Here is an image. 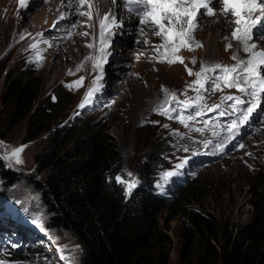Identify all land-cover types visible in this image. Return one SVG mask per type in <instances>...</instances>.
Listing matches in <instances>:
<instances>
[{"label":"rangeland","instance_id":"rangeland-1","mask_svg":"<svg viewBox=\"0 0 264 264\" xmlns=\"http://www.w3.org/2000/svg\"><path fill=\"white\" fill-rule=\"evenodd\" d=\"M46 20L48 15L39 0L18 19H15L13 14V2L0 0L2 76L16 61L29 65V68L36 72L41 80V93L38 98L39 106L35 102V107L38 106L39 111L46 114L42 121L43 126L53 131L60 127H73L81 119L82 114L78 112H84V109H81L80 105L95 79L92 64L84 57L80 42L62 47L37 44L35 38L47 25L48 22L44 24ZM216 30H212L206 37L208 52L206 49H198L180 53L184 57V65L177 63L169 66L149 60L138 62L132 77L123 82H116V86L110 89L114 92L110 98L112 103L88 115L92 119L89 121L91 126L97 123L105 124L115 141L125 178H128L127 172H131L132 177L128 179L136 180L137 185L140 183L137 165L145 157L148 144L154 140L165 146L166 172L178 173L167 182L163 179L164 173L159 174L156 181L164 186H176L179 178L187 181L182 185L187 188L180 195H184L188 189H195L191 196H187L185 208L180 209V213L172 215L176 212L174 209L167 214L172 215L168 222V264L179 262L180 249L188 235L185 224L191 225V214L207 219L211 216L218 227L223 230L228 228L234 234L252 217V197L259 193L264 199V125L248 142L246 149L229 153L215 163L197 164L198 159L193 156L204 149L206 143L209 145L210 135L198 133L190 124L187 123L186 127L178 120H171L154 111L156 105L164 100L162 87L175 92L181 100L195 98L197 93L187 87L193 83V76L188 75L185 65L195 72L200 70L201 57L216 59L225 56L221 47L219 49L220 37L216 35ZM31 41H35L37 45L35 49L28 47ZM37 54L41 59L37 60ZM193 59L196 60L195 65L191 63ZM81 78L82 83H78ZM52 88L54 95L51 93ZM181 93L186 94L180 95ZM56 94L62 111L57 115L59 118L54 120L48 115L50 105L57 101ZM43 99L44 102H40ZM7 114L8 112L1 108L0 97V142L9 152L21 147L23 151L19 155L22 163L17 164L15 158L0 159L5 169L19 174L20 180L13 187L5 189L0 177V206L9 205L16 211L17 220H24L33 227L36 245L29 261L21 262V259L27 257L19 256L11 260L20 261L21 264H67V260L74 257L72 264H79L80 243L69 230L51 226L50 213L41 202L39 194L31 184L23 181V176L27 178L35 172V156L46 145L49 130L28 140V118L21 120L7 132ZM70 146L71 144H68V147ZM2 151L0 150V154ZM190 157L191 160H188ZM184 161L186 163L183 167H176ZM35 178L38 180L40 176ZM34 218H38L39 223H34ZM198 238L197 236L196 239ZM62 255L66 259H62Z\"/></svg>","mask_w":264,"mask_h":264},{"label":"trees","instance_id":"trees-1","mask_svg":"<svg viewBox=\"0 0 264 264\" xmlns=\"http://www.w3.org/2000/svg\"><path fill=\"white\" fill-rule=\"evenodd\" d=\"M2 73L0 69V78ZM2 79L7 132L25 118L28 140L49 130L42 124L46 114L38 109L40 78L13 63ZM61 108L57 97L48 117L57 120ZM148 147L137 165L141 182L131 195H125L124 186L113 179L122 175L120 153L105 124L81 121L49 130L46 145L35 156V172L23 176V181L39 194L51 226L69 230L80 243L79 264H168L169 219L185 208L187 196L195 189L180 195L187 187L167 191L153 184L152 175L166 166L165 146L153 140ZM0 177L5 189L20 182L19 174L5 169L1 161ZM250 203L252 217L234 234L218 227L211 216L191 214L178 264H264V199L256 193Z\"/></svg>","mask_w":264,"mask_h":264},{"label":"snow or ice","instance_id":"snow-or-ice-1","mask_svg":"<svg viewBox=\"0 0 264 264\" xmlns=\"http://www.w3.org/2000/svg\"><path fill=\"white\" fill-rule=\"evenodd\" d=\"M73 2L77 8H87L86 11H80L78 14L87 17L89 22L94 19L93 9L96 8L95 18L99 22L98 55L90 57V59H94V67L100 70V75L94 81L95 87L88 92L84 102L80 105L84 107L85 104L90 103V97L93 93L102 87L99 81L103 77V66L111 54L107 50L111 47V39L114 35L111 30L123 27V25L117 22L111 12L101 16L98 0H73ZM111 2L114 3L115 0H111ZM28 3L29 0H19L21 8L27 7ZM216 3L222 5V14L227 21L234 25L231 36L226 37V39L237 42V52L232 57L236 63L233 66H226L218 62L202 61L200 70L197 72H193L191 68L185 65L188 75L196 77L193 83L187 86L189 90L197 93L195 99L181 100L175 92H170L162 87L164 100L156 105L154 111L169 119H176L187 127L186 122L200 116L206 107L207 97L202 93L213 90L222 91L223 88L235 89L241 93V96L227 95L221 100V104L231 101L232 103L228 106L232 108L233 112L239 113L238 122L233 121L228 126V130L231 132L239 124L245 123L259 104L264 102V47H258L256 43L252 42L253 30L257 29L258 26L264 28V0H123L125 10L137 17L139 24L149 30L145 34L160 39L159 44L151 46L156 55L150 59L156 60L157 63H166L169 66L177 63L184 65L185 60L180 53L184 50L194 51L195 48L203 46L202 43L195 40L193 35L198 30V17L217 15ZM86 26L92 27V24L88 23ZM141 31L143 32L144 29ZM81 35L88 37L92 36V33L83 32ZM92 39L95 40L96 37L92 36ZM144 43L148 44L149 41L145 40ZM36 47V44L32 45V48L35 49ZM87 47L94 48V44L89 43ZM232 47L233 45L229 43L226 50ZM241 52L247 55L242 56ZM39 59L41 57L37 54V60ZM191 63L195 65L196 60L193 59ZM82 79L78 83H82ZM184 94L186 93L180 95ZM247 98H251V100ZM221 104H214L207 110L215 112L220 109ZM246 104L248 106L244 107ZM189 108L196 110L184 115ZM174 111L177 113L175 116L173 115ZM220 115L223 116L224 112H220ZM205 123L207 124L208 121ZM196 131H200V129H196ZM205 146L207 147L208 144L206 143ZM0 150H3L0 159L15 158L17 164L22 163L19 155L23 151V147L9 152L6 150V146L0 142ZM184 163L186 161L176 165V167L181 168ZM177 174L173 171L166 172L163 174V179L167 182L169 178ZM126 176L131 178L132 173L127 172ZM128 178L122 175H116L113 178L115 183L124 186L125 195H131L137 185L136 180ZM33 222L39 223V219L34 218ZM61 258L66 259L63 255ZM74 259V257L68 259L67 264H72ZM0 264H4V262L0 261Z\"/></svg>","mask_w":264,"mask_h":264},{"label":"bare ground","instance_id":"bare-ground-1","mask_svg":"<svg viewBox=\"0 0 264 264\" xmlns=\"http://www.w3.org/2000/svg\"><path fill=\"white\" fill-rule=\"evenodd\" d=\"M219 27L220 26H218V27H216L217 29H219ZM204 49H206L207 50V52H208V42L207 41H205V43H204ZM209 56H210V51H209ZM17 224H22V222L19 220V222L17 221ZM20 228H22V226H19Z\"/></svg>","mask_w":264,"mask_h":264}]
</instances>
